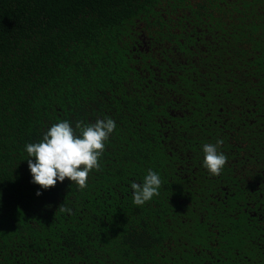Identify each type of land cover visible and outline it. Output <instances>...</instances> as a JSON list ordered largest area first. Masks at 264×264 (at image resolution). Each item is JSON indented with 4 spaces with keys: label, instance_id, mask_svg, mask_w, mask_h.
I'll return each instance as SVG.
<instances>
[{
    "label": "trees",
    "instance_id": "16d2710c",
    "mask_svg": "<svg viewBox=\"0 0 264 264\" xmlns=\"http://www.w3.org/2000/svg\"><path fill=\"white\" fill-rule=\"evenodd\" d=\"M106 118L84 190L30 182L26 144ZM0 264H264V0H0Z\"/></svg>",
    "mask_w": 264,
    "mask_h": 264
},
{
    "label": "clouds",
    "instance_id": "9594fccd",
    "mask_svg": "<svg viewBox=\"0 0 264 264\" xmlns=\"http://www.w3.org/2000/svg\"><path fill=\"white\" fill-rule=\"evenodd\" d=\"M115 128L116 122L111 118L97 119L91 124L79 121L75 128L68 120L53 124L40 142L25 146L29 157L27 165L31 173L30 182L48 190L55 187L58 181L63 182L67 178L71 183L77 184L81 191L84 190L89 174L101 169L99 159L105 150V142ZM222 144L223 141L218 140L216 144L203 145V166L210 175H220L227 164L228 157L219 151ZM161 186L159 174L149 169L143 183H131L133 204L143 206L154 196H159ZM41 194L40 191L36 193L37 196ZM59 210L69 214L72 212L62 204Z\"/></svg>",
    "mask_w": 264,
    "mask_h": 264
}]
</instances>
